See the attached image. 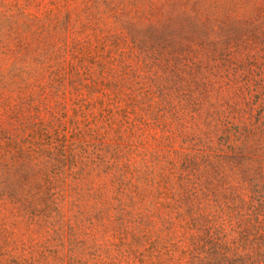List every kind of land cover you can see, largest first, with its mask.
Masks as SVG:
<instances>
[{
    "label": "trees",
    "instance_id": "16d2710c",
    "mask_svg": "<svg viewBox=\"0 0 264 264\" xmlns=\"http://www.w3.org/2000/svg\"><path fill=\"white\" fill-rule=\"evenodd\" d=\"M14 7L28 31L102 37L41 87L74 101L72 129L0 152V205L37 221L86 188L116 241L107 264H264V0Z\"/></svg>",
    "mask_w": 264,
    "mask_h": 264
},
{
    "label": "rangeland",
    "instance_id": "374dc122",
    "mask_svg": "<svg viewBox=\"0 0 264 264\" xmlns=\"http://www.w3.org/2000/svg\"><path fill=\"white\" fill-rule=\"evenodd\" d=\"M15 4L16 0H0V152L11 155L19 154L18 142L26 149L27 138L42 140L39 132L44 136L42 130L49 124L60 126L59 133L65 126L72 129L78 119L74 101L56 98L41 87L60 66L95 55L102 37L91 29L53 32L39 26L28 31L31 10L20 16ZM165 10L156 6V16H166ZM161 23L169 33L179 31L171 19ZM69 195V201L44 210V216L34 222H28L17 208L0 205V264H17L14 258L33 259L22 264L111 263L119 253L112 245L116 241L110 225L103 223L105 230L96 221L103 205L86 188ZM38 209L43 207L31 211Z\"/></svg>",
    "mask_w": 264,
    "mask_h": 264
}]
</instances>
